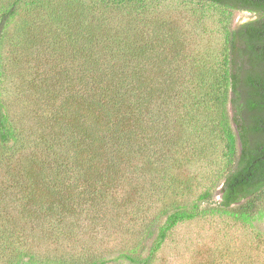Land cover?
<instances>
[{
    "label": "trees",
    "instance_id": "1",
    "mask_svg": "<svg viewBox=\"0 0 264 264\" xmlns=\"http://www.w3.org/2000/svg\"><path fill=\"white\" fill-rule=\"evenodd\" d=\"M148 1L0 0V264H155L207 216L241 233L194 264H264V0H189L215 28Z\"/></svg>",
    "mask_w": 264,
    "mask_h": 264
},
{
    "label": "rangeland",
    "instance_id": "2",
    "mask_svg": "<svg viewBox=\"0 0 264 264\" xmlns=\"http://www.w3.org/2000/svg\"><path fill=\"white\" fill-rule=\"evenodd\" d=\"M72 0H59V2ZM82 4L96 2V0H77ZM147 9L153 14L158 16H167L175 18L182 25H186L187 21L192 19L194 21L195 16L206 14L208 16L214 15V19H205L206 27L215 28L217 24L216 14L214 11L205 7L200 3L189 0H149L147 2ZM235 23H242L244 21L254 18V14L248 11L235 12ZM37 23V19H35ZM203 38L210 40V45L213 47H219L221 36L215 29H208L207 33L203 35ZM198 43V42H197ZM42 58L46 59L47 54H43ZM44 73V71H43ZM209 164L200 165L194 168L189 174L196 177V189L203 190L211 186L212 181L220 172L222 167V159L219 156L213 157ZM221 181L218 182L213 189L215 200L220 199L219 188ZM256 226L260 229L257 233H252L250 236L257 239L259 236L264 237V213L261 218L255 222ZM92 232V229H88ZM94 230V229H93ZM93 237H96L97 241L92 242V250L107 249L114 240L111 238L102 237V234L98 231H93ZM240 231L237 227H234L229 221L218 217H205L196 219L192 222H186L178 225L172 232L164 247L161 250V254L158 257L155 264H194L195 260L204 261L208 255L214 251V245L217 244L220 247V252L223 253L226 243H236L237 236L239 237ZM102 238V240H101ZM101 240V241H100ZM64 248L68 249V246L64 243ZM262 249V248H261ZM230 251V250H229ZM219 252V253H220ZM261 254H264V249L260 250ZM224 264V263H219Z\"/></svg>",
    "mask_w": 264,
    "mask_h": 264
}]
</instances>
